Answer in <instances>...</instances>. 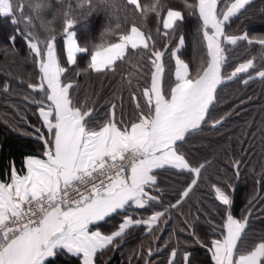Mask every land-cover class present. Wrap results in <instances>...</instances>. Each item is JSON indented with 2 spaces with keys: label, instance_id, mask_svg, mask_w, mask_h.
I'll use <instances>...</instances> for the list:
<instances>
[{
  "label": "trees",
  "instance_id": "1",
  "mask_svg": "<svg viewBox=\"0 0 264 264\" xmlns=\"http://www.w3.org/2000/svg\"><path fill=\"white\" fill-rule=\"evenodd\" d=\"M236 1L217 0L216 20L234 41L222 43V81L203 123L176 144L186 166L154 172L158 199L149 206L162 212L160 220L152 227L132 226L97 251L93 264H215L210 248L222 239L225 220L216 188L235 206L254 205L235 253L264 242V220H256L264 217V0L230 11ZM7 6L8 13L0 11V176L4 170L8 176L11 162L22 168L23 158L37 153L28 134L40 126L38 108L48 103L41 66L51 46L61 85L88 131L110 120L128 131L151 115L144 92L158 53L165 97L177 84L174 56L187 65L190 81L208 66L199 0H7ZM170 12L180 18L167 28ZM133 30L145 39L144 47L128 48L104 70L95 67L97 53ZM68 36L74 42L72 63ZM135 212L134 220L148 214ZM126 215L114 214L98 229L112 234ZM43 264H81V256L61 249Z\"/></svg>",
  "mask_w": 264,
  "mask_h": 264
},
{
  "label": "crops",
  "instance_id": "2",
  "mask_svg": "<svg viewBox=\"0 0 264 264\" xmlns=\"http://www.w3.org/2000/svg\"><path fill=\"white\" fill-rule=\"evenodd\" d=\"M238 2L229 10L236 11L246 3L238 6ZM216 4L217 0H203L201 5L209 55L203 74L190 81L187 65L177 55L174 56L177 84L171 89L170 96L165 97L162 91V55L158 53L150 87L144 92L152 113L128 131L120 130L114 120L108 121L98 131L86 130L81 112L72 107L67 88L61 85V73L56 77L51 75L50 82H47L50 83L48 103L38 108L40 126L32 127L33 131L28 134L29 140H35L37 153L35 150V154L26 155L22 168L20 164L11 162L8 176L5 170L0 176V223L17 215L21 205L30 197L57 192L84 169L96 168L125 149H139L144 156L130 174L115 181L100 195L80 206L52 209L34 233L10 241L0 238V264H43L61 249L70 255L81 256V264H93L97 251L122 237L135 224L152 227L158 223L162 212L154 213L149 206L157 201L149 200L152 196L150 186L156 182L154 172L163 168L179 170L186 166L176 152V144L203 123L222 81V43L234 41V38L223 34L222 25L216 20ZM178 18L179 14H167L166 27H172ZM123 41L99 52V56L97 53L95 67L104 70L128 48L146 44L135 30ZM69 51L68 58L72 63L74 47ZM54 59L55 56H50V63ZM215 191L220 204L225 207V220L222 222V239L213 241L210 248L214 263L261 264L264 242L257 243L250 252L235 253L238 240L249 226L248 210L252 211L254 205L235 206L223 191L217 188ZM130 209H146L148 214L144 220H134ZM125 212L128 215L123 217L115 232H100L99 224L114 214ZM256 220H264L263 214Z\"/></svg>",
  "mask_w": 264,
  "mask_h": 264
},
{
  "label": "built area",
  "instance_id": "3",
  "mask_svg": "<svg viewBox=\"0 0 264 264\" xmlns=\"http://www.w3.org/2000/svg\"><path fill=\"white\" fill-rule=\"evenodd\" d=\"M141 158L142 153L139 150H125L96 169L84 170L80 177L63 185L57 192L26 200L18 215L0 223V237L12 240L33 233L52 209L59 206H78L102 193L114 181L124 178L132 171Z\"/></svg>",
  "mask_w": 264,
  "mask_h": 264
},
{
  "label": "rangeland",
  "instance_id": "4",
  "mask_svg": "<svg viewBox=\"0 0 264 264\" xmlns=\"http://www.w3.org/2000/svg\"><path fill=\"white\" fill-rule=\"evenodd\" d=\"M202 1L203 0H199V4H200V7H201V5H202ZM239 2H238V6H240L241 4H244L247 0H238ZM0 11H1V13H2V15H5L6 13H8V6H7V0H0ZM205 21V20H204ZM205 23H206V21H205ZM129 35V34H128ZM126 36H124V37H122L121 38V40L118 42V43H116V44H119V43H121L123 40H124V38H125ZM124 42V41H123ZM72 43H73V45H74V42H73V38H72V36H68L67 37V39H66V50H67V52H70L69 50H70V48L71 47H74L73 45H72ZM115 44V45H116ZM50 54V56H55V53H54V48H53V46H51L50 47V49L48 50V55ZM100 55V53L98 54V56ZM97 56V57H98ZM50 58V57H49ZM41 70H42V72H43V74H44V76H43V79H44V81L47 83V82H50V80H51V75L52 76H54V77H56V76H59V74L60 73H62V70H61V67L58 65V63H57V61H56V59H54V61H52V63H50V61L49 60H47L45 63H43L42 64V66H41ZM61 75V74H60ZM50 83H48V85H49ZM49 87H50V85H49ZM143 156H144V153H143ZM155 191H156V188H155V186H150V192H151V198H149V200L150 201H154L155 199H158V197H157V195L155 194ZM149 205H151V204H149ZM60 207H62V208H66V206H60ZM60 207H58V208H60ZM62 208H60V209H62ZM129 209V208H128ZM129 212L134 216V215H136V212L133 210V209H130L129 210ZM135 225H137V224H135ZM34 233V232H33Z\"/></svg>",
  "mask_w": 264,
  "mask_h": 264
}]
</instances>
